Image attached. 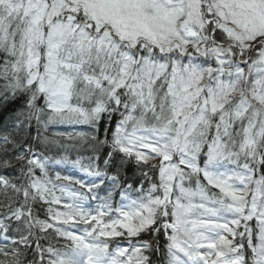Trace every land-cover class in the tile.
<instances>
[{
    "label": "snow or ice",
    "instance_id": "1",
    "mask_svg": "<svg viewBox=\"0 0 264 264\" xmlns=\"http://www.w3.org/2000/svg\"><path fill=\"white\" fill-rule=\"evenodd\" d=\"M0 81V109L21 104L23 134L0 142V167L21 165L19 183L0 177L11 193L3 255L19 260L23 246L32 264H155L163 234L167 264H264V0H0ZM53 122L91 127L79 137L93 163L75 161L88 176L115 191L134 163L148 189L122 193L115 218L105 220L107 189L86 211L100 185L50 175L67 162L42 133ZM45 205L41 220L34 206ZM49 230L62 247L41 243ZM117 238L127 246L113 248Z\"/></svg>",
    "mask_w": 264,
    "mask_h": 264
},
{
    "label": "bare ground",
    "instance_id": "2",
    "mask_svg": "<svg viewBox=\"0 0 264 264\" xmlns=\"http://www.w3.org/2000/svg\"><path fill=\"white\" fill-rule=\"evenodd\" d=\"M0 83H3V82L0 81ZM16 110H17V112H10L11 110L9 108H7V111H5L4 109H0V142H2L3 137H5V136H8L10 139H12L14 137H17L21 133V132L17 131L16 128L14 127L16 120H17L16 113H18L22 110L21 104H19V106L16 108ZM24 118L25 117L23 115L19 116L20 120H24ZM115 120H116V117L113 118V124L115 123ZM113 124H112V127H113ZM84 125L85 124H82V123L81 124H71V123H55V122H53V123L48 124L46 128L42 129V133L45 136H48L47 133L45 132V130L47 128H50L52 131H56L60 135L59 137H62V138L55 139V140L59 141L60 143H62L65 146V148L63 150H61L60 154L55 156V159L59 160L62 157H65L67 162L58 164V167L51 169L50 175L53 178L57 174H59L61 177H63V176L73 177V175L75 173L86 174L85 172H83L81 170L80 165L87 167L91 163H93V161L90 159L93 156V153L91 152V150L82 148L80 146V142H78V141H80V137H79L80 133H91V131H92V129L89 125H87L86 127H82V128H86V129L81 131L80 129H82V128L79 129V127L84 126ZM34 128H35V123L33 122V129ZM33 129H31L29 131L32 132V135H35V131ZM72 129L76 130L72 133V134H74V137H79V139L72 140V139L64 138V137L69 136V134L67 132L69 130H72ZM109 134L111 135V132H109ZM48 137L50 138V136H48ZM7 147L10 149L9 154H11V145H8ZM1 151H3V150L0 149V156L3 155V153H1ZM89 151H90V154L85 156ZM45 155L51 157L54 154L53 153H45ZM95 155L100 157L99 159L95 160L94 163L98 166V168L101 171H107L109 175L116 174V170H113L110 168L108 170V168L107 169L105 168V166L103 164V159L105 157L103 156L102 153H96ZM75 161H80V165L76 164ZM128 166H132V170L130 172L128 171ZM20 168H21V165L15 161H13L12 167H8V168L0 167V177H3L5 179L9 180L11 183H19L20 182ZM144 170H147V169H144ZM39 174L40 173L37 172V175H39ZM150 174H152L156 177L155 173L149 172V176H150ZM119 175L121 177L122 183L119 187H117L115 189V191H112L111 181L108 180L106 177L104 178L103 183H100V178L91 177L88 175H86V177H85L87 183H90L94 180L97 184L100 185L99 188L94 189V193L98 196L99 202H102L104 200V198L107 197L108 191H112L111 204H112V208L115 211H117V209H119L122 205V201L120 200V197H119V196H122V193L127 192L128 195L133 196L134 198L141 194L138 191V188H136V187H137V184L140 183L144 179L141 175V171L137 169V167L134 163L127 164V165H125L124 168L120 169ZM55 182L57 184L65 183L64 181H55ZM129 184H131L132 189H134L136 191L128 190L127 185H129ZM140 184H142V183H140ZM106 189L108 191H106ZM10 196H11L10 192H8L6 194L5 191L3 190V188L0 187V204L8 203L9 202L8 197H10ZM63 201L67 202V200H63ZM46 207H47L46 205L45 206H34V213L41 220L47 219ZM58 207H59V210H64L62 205L58 206ZM250 223L255 230V223L256 222L252 221ZM41 235H42V237L46 236V240L45 239L41 240V243L45 247L48 245V241L50 244L53 241L54 242H64L63 240L56 237L55 233L52 232L51 230H49L48 233H44ZM157 237H156V239H157ZM157 240L159 243L160 251L153 254L152 256H161V260H164L167 258V254H166L167 241L165 239L163 241H161L159 239H157ZM253 242L254 243L256 242L255 235L253 236ZM163 246H164V248H163ZM12 247L13 246H12L10 241H5L2 236L0 237V250L11 251ZM19 251L21 253L19 260H17V258L13 257V256H5V255H3V251H0V264H23L24 262L32 261L35 257L34 248L25 249L23 246H21L19 248ZM151 259L153 260V257H151ZM28 264H32V263H28Z\"/></svg>",
    "mask_w": 264,
    "mask_h": 264
},
{
    "label": "trees",
    "instance_id": "3",
    "mask_svg": "<svg viewBox=\"0 0 264 264\" xmlns=\"http://www.w3.org/2000/svg\"><path fill=\"white\" fill-rule=\"evenodd\" d=\"M19 106V104H14V105H12V106H10V107H8L11 111L10 112H17V110H16V108ZM31 130V129H30ZM21 135H23L22 133H20L17 137H14V138H19ZM110 135V134H109ZM78 142H80V141H78ZM90 152V151H89ZM1 153H3V151H1ZM4 154V153H3ZM110 169H112V168H110ZM108 170H109V168H108ZM113 170H115V169H113ZM132 170V166H128V171L130 172ZM141 238H143L144 240H148V239H151V237L150 236H148V235H142V237ZM157 239H159V240H161V241H163L164 239L166 240V238H165V236L163 235V234H161V235H159L158 237H157ZM163 248H164V246H163ZM151 257H153V260H154V262H155V264H165V261L164 260H161V256H151ZM35 258L36 257H34V259L32 260V261H30V262H33L34 260H35Z\"/></svg>",
    "mask_w": 264,
    "mask_h": 264
},
{
    "label": "rangeland",
    "instance_id": "4",
    "mask_svg": "<svg viewBox=\"0 0 264 264\" xmlns=\"http://www.w3.org/2000/svg\"><path fill=\"white\" fill-rule=\"evenodd\" d=\"M100 204H101V203H100ZM117 216H118V213L115 215V217H117ZM115 217H114V218H115Z\"/></svg>",
    "mask_w": 264,
    "mask_h": 264
}]
</instances>
